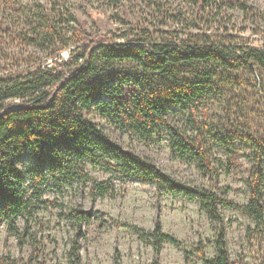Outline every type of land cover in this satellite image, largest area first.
Segmentation results:
<instances>
[{"label":"trees","instance_id":"obj_1","mask_svg":"<svg viewBox=\"0 0 264 264\" xmlns=\"http://www.w3.org/2000/svg\"><path fill=\"white\" fill-rule=\"evenodd\" d=\"M0 1L6 9L20 8L14 0ZM195 7V14L205 9L217 15L226 9L237 10L254 33L263 31L264 12L246 0H195ZM25 12L30 14L24 19L20 36L28 45L50 44L62 32L58 22L52 24L40 7ZM70 22L65 60L60 58L51 67H35L24 74L0 76V225L6 227L7 235L15 236L19 250L26 244L31 247L27 262L20 256L1 255L0 264H46L39 241L29 232L35 212L42 202L45 204L40 200V186L46 176L58 183L87 178L92 195L111 192L109 180L97 181L84 172L85 160L120 175L123 182L134 177L197 201L219 226L214 256L206 259L198 249L203 264H247L242 257L230 260L220 206L250 217L256 233L264 238V135L247 123L256 119L264 105L260 95L264 94V44L250 43L243 35L226 31L180 36L173 31L128 27L105 34L88 30L75 17L66 20L68 25ZM198 23L194 16L190 27L199 28ZM214 101L225 111L218 129L211 127L209 117L208 122L206 119ZM175 109L187 111L196 129L194 135L172 123L169 114ZM95 112L113 118L122 131L147 139L165 128L177 157L195 163L201 171L216 172L210 141L227 155L226 172L239 163L236 146H245L250 151L247 201L233 202L223 194L180 183L149 157L106 138L90 115ZM24 156L33 159L30 193L17 165ZM64 217L75 229L69 262L82 264L79 239L85 237L82 226L88 224L90 213L71 207ZM128 226L138 236L152 240L151 264H160L158 256L165 242L180 244L161 231L159 222L151 230Z\"/></svg>","mask_w":264,"mask_h":264},{"label":"rangeland","instance_id":"obj_2","mask_svg":"<svg viewBox=\"0 0 264 264\" xmlns=\"http://www.w3.org/2000/svg\"><path fill=\"white\" fill-rule=\"evenodd\" d=\"M14 1L20 6L16 11L6 9L0 1V76L24 74L35 67H51L52 62L60 58L65 60L68 49L64 45L70 36L68 26L73 24L70 22L68 25L66 20L71 16L83 22L88 30L105 34L118 33L128 27L173 31L180 36L192 32L219 35L226 31L243 35L250 43L264 44V24L262 32L254 33L237 10L226 9L217 15L205 9L195 14V0ZM246 1L264 12V0ZM24 6L27 9H23ZM36 7L50 16L52 24L58 22L62 29L50 44L28 45L20 36L24 19L30 14L24 11L35 12ZM194 16L198 18L199 28L190 27ZM260 95L264 98L263 93L260 92ZM259 111L256 119L247 123L263 136L264 105ZM90 115L111 142L149 157L160 170L180 183L223 194L224 198L233 202L247 201L250 151L245 146H236L239 163L236 169L226 172L227 155L210 141L216 172L201 171L195 163L177 157L170 147L169 132L165 128H159L147 139L122 131L109 116L98 112ZM169 117L188 135L196 133L187 111L175 109ZM197 117L201 118L199 113ZM206 117L207 122L209 117L211 127L218 129L224 121L225 111L214 101L207 109ZM84 163V172L89 177L110 181L111 192L104 196L92 195L87 178L81 181L74 177L71 181L58 183L49 176L45 177V184L40 186V200L45 204L42 202L35 212L29 223V232L39 241L46 264H70L68 253L75 229L64 215L71 207H81L90 213L88 224L82 226L85 237L79 239L82 264H151L154 258L152 240L138 236L128 225L151 230L157 222L163 233L180 243L178 246L169 242L163 244L158 256L160 264H203L198 249L206 259L214 256V240L219 226L199 208L197 201L163 191L152 182L134 177H128L123 182L118 174L105 172L86 160ZM17 165L24 173V184L30 193L29 170L33 167V159L24 156ZM220 210L230 260L242 257L247 264H264V238L256 233L254 221L235 208L220 206ZM22 223L20 220L19 225L22 226ZM30 249V245L26 244L19 250L15 236L7 235L6 227L0 225V256H20L27 262Z\"/></svg>","mask_w":264,"mask_h":264}]
</instances>
